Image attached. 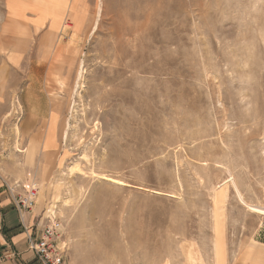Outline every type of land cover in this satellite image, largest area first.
I'll list each match as a JSON object with an SVG mask.
<instances>
[{"label": "rangeland", "instance_id": "obj_1", "mask_svg": "<svg viewBox=\"0 0 264 264\" xmlns=\"http://www.w3.org/2000/svg\"><path fill=\"white\" fill-rule=\"evenodd\" d=\"M23 1L59 45L0 0V193L68 264H264V0Z\"/></svg>", "mask_w": 264, "mask_h": 264}, {"label": "built area", "instance_id": "obj_2", "mask_svg": "<svg viewBox=\"0 0 264 264\" xmlns=\"http://www.w3.org/2000/svg\"><path fill=\"white\" fill-rule=\"evenodd\" d=\"M38 188L33 185L26 192V196H18L15 199V207L19 213V219L27 233V244L40 264H68L66 247L60 248L59 241L62 234V224L59 220H50L47 223L38 222L29 226L36 220L33 210L37 205ZM15 256L9 246L0 248V264Z\"/></svg>", "mask_w": 264, "mask_h": 264}, {"label": "crops", "instance_id": "obj_3", "mask_svg": "<svg viewBox=\"0 0 264 264\" xmlns=\"http://www.w3.org/2000/svg\"><path fill=\"white\" fill-rule=\"evenodd\" d=\"M14 0H6V14L7 18L12 22L16 21L23 25H27L31 32L43 33L46 32L45 40H52L53 49L58 47V43L53 41L54 31H51L48 26L37 30L38 25H34L32 22L16 18L14 16V10L8 6L9 3H12ZM23 1V0H22ZM73 0H69L72 2ZM24 2V1H23ZM24 17L28 19H36L37 15L31 11H24ZM52 28H55L52 24ZM59 32V31H58ZM55 32V34H58ZM34 223L31 221L29 226H32ZM24 227L22 226L18 211L12 206L10 198L4 193H0V248L9 246L14 252L15 256L9 258V263L15 264H40L35 257L34 253L30 251L27 244V233L25 232ZM7 261V260H6ZM5 261V262H6Z\"/></svg>", "mask_w": 264, "mask_h": 264}, {"label": "bare ground", "instance_id": "obj_4", "mask_svg": "<svg viewBox=\"0 0 264 264\" xmlns=\"http://www.w3.org/2000/svg\"><path fill=\"white\" fill-rule=\"evenodd\" d=\"M67 16H69V18L70 19H68V20H71V21H75L76 20V14L72 11V9L70 10L69 8H68V10H67ZM15 22V21H14ZM21 25V24H20ZM56 25H57V21L55 20V22L53 23V26L54 27H56ZM14 26V25H13ZM24 26H26V25H24ZM20 27V26H19ZM65 27H67V26H65ZM26 28V27H25ZM68 28V27H67ZM77 29H79V28H77ZM37 30H38V28H37ZM21 34L22 35H24V36H28L29 37V30L28 29H21ZM80 70H81V68H80ZM83 71V70H82ZM79 74V77H82L83 75H82V72L80 71V72H78ZM78 81V80H77ZM22 108V107H21ZM59 107L58 106H56V110L58 109ZM55 110V111H56ZM9 116V115H8ZM21 122V121H20ZM18 129V128H17ZM20 136V135H19ZM39 140V139H38ZM43 141L44 142H42V143H45V144H43L44 146H45V148L46 149H48L49 148V145H50V143H48V139H45V137L43 138ZM41 143V144H42ZM19 153H21V152H19ZM88 157V156H87ZM90 163V162H89ZM71 171L72 172H79V171H81L80 170V168L78 167V166H74V167H72L71 168ZM84 173V172H83ZM232 179V178H231ZM34 181V180H33ZM231 181H233V179L231 180ZM231 181H228V182H231ZM228 182L226 183V184H228ZM225 184V183H224ZM223 185V184H222ZM221 185V186H222ZM224 186V185H223ZM223 186H222V188H223ZM221 188V189H222ZM235 188H237L236 186H235ZM227 190V189H226ZM221 191V190H220ZM220 191H218V192H220ZM226 192V191H225ZM221 193V192H220ZM222 198V197H221ZM224 198H225V196H224ZM227 198V197H226ZM38 200V199H37ZM222 200V199H221ZM226 200V199H225ZM226 202V201H225ZM252 212H254V213H256V214H259V215H261V216H264V209H263V207H262V209H261V207L260 208H257V207H248ZM217 225V224H216ZM215 225V226H216ZM218 229V228H217ZM219 232V231H218ZM220 247V246H219ZM193 251V250H192ZM219 251H220V249H219ZM191 252V251H190ZM197 252V251H196ZM243 253V252H242ZM219 254V253H218ZM223 256V255H222ZM242 256V255H241ZM200 257H201V255H200ZM200 257H199V254H198V252L196 253V255L195 256H192L191 254H190V257L188 258V260L190 261V264H199L200 262H201V259H200ZM240 258V257H239ZM202 261H203V259H202ZM200 264H202V262L200 263Z\"/></svg>", "mask_w": 264, "mask_h": 264}]
</instances>
